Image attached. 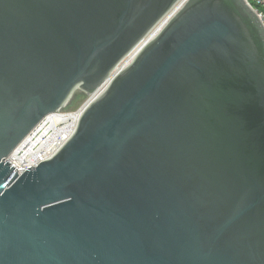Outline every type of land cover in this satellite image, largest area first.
Wrapping results in <instances>:
<instances>
[{"label":"water","instance_id":"1","mask_svg":"<svg viewBox=\"0 0 264 264\" xmlns=\"http://www.w3.org/2000/svg\"><path fill=\"white\" fill-rule=\"evenodd\" d=\"M180 1L0 0V264H264L255 12L184 0L112 75ZM105 82L18 175L26 135Z\"/></svg>","mask_w":264,"mask_h":264},{"label":"built area","instance_id":"2","mask_svg":"<svg viewBox=\"0 0 264 264\" xmlns=\"http://www.w3.org/2000/svg\"><path fill=\"white\" fill-rule=\"evenodd\" d=\"M246 4L255 12L264 26V0H245ZM103 90V85L93 94L88 95L79 103L74 110L55 111L46 115L31 131L38 127L39 130L30 144H27V137L30 133L14 148V150L5 159L17 171L22 174L27 168L35 167L38 163L49 158L71 135L77 119L83 109ZM64 131L63 134L59 132ZM54 135H56L54 137ZM37 138L39 140H37ZM19 151V153H18ZM18 153V154H17ZM16 157H22L19 161Z\"/></svg>","mask_w":264,"mask_h":264},{"label":"bare ground","instance_id":"3","mask_svg":"<svg viewBox=\"0 0 264 264\" xmlns=\"http://www.w3.org/2000/svg\"><path fill=\"white\" fill-rule=\"evenodd\" d=\"M182 2H184V0H181L146 36H145V38L143 39V42H141L136 48L137 49H134V50H132L131 52H133V54L129 57V56H127L119 65H118V68H116V70L113 72V74L112 75H114L115 73H117L118 71H120L122 68H124V67H126L132 60H133V58L135 57V55L137 54L136 52H138L139 50H140V48H141V46L144 44V43H146L147 41H150L158 32H159V30L161 29V27L164 25V23L168 20V18H170L171 16H172V14L176 11V9L180 6V3H182ZM157 32V33H156ZM155 34V35H154ZM148 39V40H147ZM146 41V42H145ZM130 52V53H131ZM129 53V54H130ZM128 54V55H129ZM124 66V67H123ZM106 83L107 82H105L104 83V85H103V89H104V87L106 86ZM42 130H43V134L42 135H44L45 133H46V131L44 130V128H41ZM41 129H38V127H36L33 131H32V133H30V135L27 137V139H28V141H27V144L26 145H28V144H30V142L33 140V138L37 135V133L39 132V130H41ZM28 133V134H29ZM64 133V131H62V132H59V134H63ZM27 134V135H28ZM26 135V136H27ZM56 135H54V137H55ZM37 140H39L38 138H37ZM18 153H19V151H18ZM17 153V154H18ZM17 158V160H21L22 159V157H16Z\"/></svg>","mask_w":264,"mask_h":264},{"label":"rangeland","instance_id":"4","mask_svg":"<svg viewBox=\"0 0 264 264\" xmlns=\"http://www.w3.org/2000/svg\"><path fill=\"white\" fill-rule=\"evenodd\" d=\"M157 33V32H156ZM155 35V34H154ZM148 40V39H147ZM143 42V41H142ZM146 42V41H145ZM138 48V47H137ZM137 48H135V49H137ZM137 53V52H136ZM133 54V52H131L128 56L130 57L131 55ZM124 67V66H123ZM118 68V67H117ZM84 100V99H83ZM80 106V105H79ZM78 106V107H79Z\"/></svg>","mask_w":264,"mask_h":264},{"label":"flooded vegetation","instance_id":"5","mask_svg":"<svg viewBox=\"0 0 264 264\" xmlns=\"http://www.w3.org/2000/svg\"><path fill=\"white\" fill-rule=\"evenodd\" d=\"M80 95H84V94L77 93V94H75L74 96L77 98V96L79 97Z\"/></svg>","mask_w":264,"mask_h":264},{"label":"trees","instance_id":"6","mask_svg":"<svg viewBox=\"0 0 264 264\" xmlns=\"http://www.w3.org/2000/svg\"><path fill=\"white\" fill-rule=\"evenodd\" d=\"M82 97H84V96H83V95H80V96H79V98H82ZM80 101H81V100H80ZM78 104H79V103H78ZM78 104H76V105H78Z\"/></svg>","mask_w":264,"mask_h":264}]
</instances>
